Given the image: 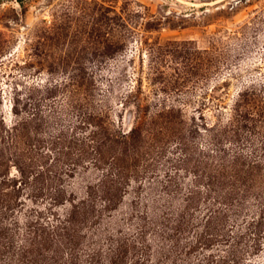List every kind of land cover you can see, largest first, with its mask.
<instances>
[{
	"label": "rangeland",
	"instance_id": "obj_1",
	"mask_svg": "<svg viewBox=\"0 0 264 264\" xmlns=\"http://www.w3.org/2000/svg\"><path fill=\"white\" fill-rule=\"evenodd\" d=\"M0 264H264V0H0Z\"/></svg>",
	"mask_w": 264,
	"mask_h": 264
}]
</instances>
